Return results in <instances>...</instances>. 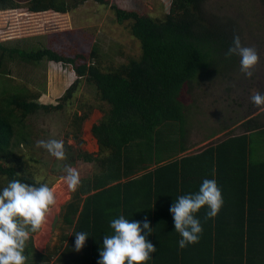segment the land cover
Segmentation results:
<instances>
[{
  "label": "trees",
  "instance_id": "16d2710c",
  "mask_svg": "<svg viewBox=\"0 0 264 264\" xmlns=\"http://www.w3.org/2000/svg\"><path fill=\"white\" fill-rule=\"evenodd\" d=\"M86 1L68 5L64 0H0V12L66 14ZM209 1L171 0L163 18L113 5L117 23L125 25L142 46L140 58L118 66H104L97 46L91 52L66 55L51 48H7L0 43V73L6 79L0 90V178L7 183L12 179L44 183L25 170L27 160L19 151L32 144L35 133L28 121L33 116L64 112L84 82L93 88L103 114L91 128L97 154L84 150L81 139L95 106L81 104L82 113H75L68 123L66 135L73 134L79 146L64 143L65 155L72 152L73 163L83 160L98 168L81 179L63 207V223L72 233L45 252L34 242L39 230L31 233L25 248L27 264H98L103 236L112 231L110 220L120 214L150 221L153 232L147 238L157 251L145 264H264V159L256 152L253 157L255 139L250 134L264 130V110L242 124L244 134L231 130L227 138L187 153L188 115L179 100L181 92L202 78L218 77L223 65L231 73L236 70L239 57L225 53L235 35L246 40L242 21L208 8ZM45 60L77 75L56 104L41 103L37 95L8 85L9 63L37 65ZM235 119L237 123L239 118ZM231 126L220 122L210 138ZM206 177L218 181L224 204L215 218L206 216V206L196 213L203 232L197 243L181 248L170 206L176 197L198 191ZM79 231L90 237L76 251Z\"/></svg>",
  "mask_w": 264,
  "mask_h": 264
},
{
  "label": "rangeland",
  "instance_id": "374dc122",
  "mask_svg": "<svg viewBox=\"0 0 264 264\" xmlns=\"http://www.w3.org/2000/svg\"><path fill=\"white\" fill-rule=\"evenodd\" d=\"M71 5L76 0H64ZM113 5L137 10L149 14L155 18H163L169 11L171 0H109V4H103L96 0H87L71 12L63 14L56 12L31 13L8 10L0 12V43L7 48H24L37 50L39 48H51L66 55H73L77 51L91 52L98 47L104 66H118L128 63L130 59L140 58L142 46L138 39L133 37L125 25L116 21ZM208 8L224 14H231L242 21L245 31L246 46L264 48V34H258L257 30L264 28V5L262 0H210ZM11 70L8 77L9 86L13 90H27L28 93L38 96V101L44 104H56L59 97L77 79L74 71L59 63L43 61L37 65H30L20 61L9 63ZM237 67L231 73L228 66H221L218 77L205 79L200 84L196 83L193 88L185 87L180 94V101H183V112H187V138L188 145H192L188 152H197L212 142L220 141L228 134H219L215 137L210 135L219 128L220 122L228 123L223 119L234 110L226 106V103L219 101L222 88L230 81L227 77L236 78L242 70ZM229 75V76H228ZM232 76V77H231ZM5 77L0 73V90L5 83ZM232 81V80H231ZM227 82V83H226ZM232 82H235L232 81ZM4 86V85H3ZM190 89V90H189ZM189 90V93H188ZM182 95V96H181ZM89 103L94 105L91 118L84 123L81 139L84 144L82 148L90 153L97 154L99 146L97 140L91 133V128L103 116L99 105L101 102L96 99L94 90L85 82L76 96L73 104L68 106L64 112L47 114L41 112L33 116L31 123L35 135L32 144L27 147H19L21 154L27 160L25 170L31 172L40 182L47 183L54 188L57 203L51 208L47 222L39 229L34 236L36 248L40 252L53 250L60 246L62 237L70 235L73 229L65 225L62 219L64 205L71 199L74 190L70 189L63 177L66 175V166L75 167L80 178L91 177L97 170L94 163H86L78 160L73 163L72 152L59 159L39 141L52 139L63 141L75 148L79 146L73 134L69 132V125L75 113H82L81 104ZM190 108H189V107ZM264 109V107H263ZM234 111V112H235ZM233 115V114H232ZM239 116L243 117L241 111ZM248 117V116H247ZM232 119V118H231ZM229 124V123H228ZM234 134L243 133V129L235 127ZM230 128V130H232ZM207 141L204 142V139ZM253 157L254 152L264 155V132L252 133ZM67 140V141H66ZM18 151V150H17ZM259 151V153H258ZM254 159V158H253ZM7 185L5 178H0V188ZM65 187L66 194L60 197V188ZM63 197V198H62ZM59 216V217H58ZM57 218L55 228L53 224ZM66 242H64L65 244Z\"/></svg>",
  "mask_w": 264,
  "mask_h": 264
},
{
  "label": "clouds",
  "instance_id": "9594fccd",
  "mask_svg": "<svg viewBox=\"0 0 264 264\" xmlns=\"http://www.w3.org/2000/svg\"><path fill=\"white\" fill-rule=\"evenodd\" d=\"M225 55L238 56L245 76L253 77L251 69L260 60L255 47L244 45L240 36L235 35ZM250 100L255 106L264 107V90L251 94ZM39 144L57 158L65 157L63 141L41 140ZM65 171V183L75 190L81 184L78 170L66 166ZM56 203L55 190L47 183L30 184L12 179L0 188V264H27V241L31 233L47 222L51 208ZM223 204L222 189L214 177L204 178L198 191L176 197L169 210L173 216L175 231L181 236L179 246L185 248L199 241L203 225L196 213L201 208L206 206V216L215 218ZM110 227L111 234L103 236L98 264H145L152 258L151 253L157 251L156 246L147 238L153 232L147 218L138 221L120 214L110 220ZM75 237V250L80 251L90 236L88 232L79 231L75 233Z\"/></svg>",
  "mask_w": 264,
  "mask_h": 264
},
{
  "label": "flooded vegetation",
  "instance_id": "af4514ba",
  "mask_svg": "<svg viewBox=\"0 0 264 264\" xmlns=\"http://www.w3.org/2000/svg\"><path fill=\"white\" fill-rule=\"evenodd\" d=\"M262 18L264 19V15H262ZM257 32L258 34H264V28L260 31L257 30ZM244 36L245 35H243V37ZM245 41L246 40H244V42ZM256 49L259 53L260 60L258 64L253 69H251L254 73L253 77L248 78L242 71L240 76H236V78L231 79L232 81L235 80V82H232L230 80V76L228 75L229 77H227V80L225 81H230V83L226 82L227 84L222 88V94L221 98H219V101L226 103L227 107H230L233 104L230 108L233 110V107L235 106L234 109H236V111L234 110L235 112L231 111V113L227 115L226 118L223 117L224 120L233 125L231 128H235L239 124L241 125L243 119L248 120L249 118L255 117L263 111V107L255 106L250 100L251 94L255 93L256 91L264 90V48ZM238 67H240V64ZM240 111L244 118L239 116ZM238 118L239 121L236 123L234 119L237 120Z\"/></svg>",
  "mask_w": 264,
  "mask_h": 264
},
{
  "label": "crops",
  "instance_id": "0c3cea01",
  "mask_svg": "<svg viewBox=\"0 0 264 264\" xmlns=\"http://www.w3.org/2000/svg\"><path fill=\"white\" fill-rule=\"evenodd\" d=\"M263 110H264V109H263ZM245 121H246V120L243 119L242 122H241V125H240V124H239L240 126L237 125V127H239V129H241V128L243 129V131H242L243 133H237V135H242V134L245 133V130H244L243 126H242V124H243ZM231 129H232V128H231ZM233 129H237V128H233ZM233 129H232V130H233ZM229 131H231V130L228 129L227 131H225V132H223V133H221V134H224V133L226 134V133H228ZM258 132H264V130H258V131H254V132H252V133H258ZM252 133H250V134L252 135ZM218 135H219V134H218ZM214 137H215V136H214ZM226 138H227V137H226ZM224 139H225V138H224ZM207 140H208V139H207ZM207 140L204 139V142L207 141ZM189 146H190V149H191V147L193 146V144H192V145L190 144ZM207 146H208V145H207ZM207 146H206V147H207ZM204 148H205V147H204ZM204 148H203V149H204ZM190 149H189V150H190ZM203 149L199 150V152L202 151ZM189 150H188V151H189ZM188 151H187V153H196V152H188ZM197 152H198V151H197ZM258 153H259V151H258ZM258 157L264 159V155H262V152H260V154L258 155Z\"/></svg>",
  "mask_w": 264,
  "mask_h": 264
},
{
  "label": "bare ground",
  "instance_id": "6f19581e",
  "mask_svg": "<svg viewBox=\"0 0 264 264\" xmlns=\"http://www.w3.org/2000/svg\"><path fill=\"white\" fill-rule=\"evenodd\" d=\"M60 189H61V190L59 191V201H60V197L66 194V192H65V187H62V188H60ZM62 198H63V197H62Z\"/></svg>",
  "mask_w": 264,
  "mask_h": 264
},
{
  "label": "water",
  "instance_id": "95a60500",
  "mask_svg": "<svg viewBox=\"0 0 264 264\" xmlns=\"http://www.w3.org/2000/svg\"><path fill=\"white\" fill-rule=\"evenodd\" d=\"M58 217H59V216H58ZM56 223H57V218H56V220H55V222H54V224H53V228H55Z\"/></svg>",
  "mask_w": 264,
  "mask_h": 264
}]
</instances>
